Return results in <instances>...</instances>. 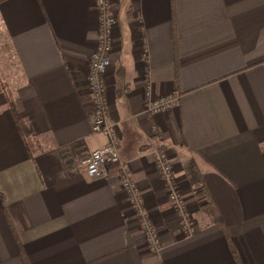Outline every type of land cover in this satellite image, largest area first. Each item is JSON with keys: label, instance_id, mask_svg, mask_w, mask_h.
Returning a JSON list of instances; mask_svg holds the SVG:
<instances>
[{"label": "crops", "instance_id": "obj_1", "mask_svg": "<svg viewBox=\"0 0 264 264\" xmlns=\"http://www.w3.org/2000/svg\"><path fill=\"white\" fill-rule=\"evenodd\" d=\"M109 121L158 230L149 249L120 179L88 177L95 0H0V264H264V0H112ZM10 58V59H11ZM152 98L176 96L149 115ZM73 151L65 160L64 151ZM154 151L194 215L183 236Z\"/></svg>", "mask_w": 264, "mask_h": 264}, {"label": "built area", "instance_id": "obj_2", "mask_svg": "<svg viewBox=\"0 0 264 264\" xmlns=\"http://www.w3.org/2000/svg\"><path fill=\"white\" fill-rule=\"evenodd\" d=\"M98 15V38L96 50L92 52L90 59V72L86 77L88 92L92 100L91 123L92 131L95 134L103 135L107 143L103 148L89 150L88 157L82 162L89 178L98 180L106 174V166L111 164H121L120 179L124 193L135 213V218L140 230L145 238V243L149 249L159 253L161 240L156 230L155 224L148 212L145 199L136 181L133 179L130 168L121 162L119 137L115 126L109 121L107 107V72L110 68L113 51V32L119 25V18L114 14V3L112 0H95ZM149 115H159L170 111L176 104V96H165L153 99L149 88H147ZM156 159L154 166L161 173L166 182V192L168 203L177 211L180 230L183 236H189L194 227V216H192L186 199L178 189L173 165L166 153L154 151ZM73 151L67 149L62 157L65 160L73 158Z\"/></svg>", "mask_w": 264, "mask_h": 264}, {"label": "rangeland", "instance_id": "obj_3", "mask_svg": "<svg viewBox=\"0 0 264 264\" xmlns=\"http://www.w3.org/2000/svg\"><path fill=\"white\" fill-rule=\"evenodd\" d=\"M0 42H3L2 39H0ZM9 55H10V52L5 53L4 50L2 51L0 49V71H1V74H3V76L5 78L8 77L9 74L12 73L11 69L15 70V71L18 70V69H16L17 68V64H16L15 60L13 58H11V56H9ZM87 155H88V151H85L83 153V155H82V160L83 161L88 157ZM177 186H178V189L180 190L181 187H180V185L178 183H177ZM181 193H182V191H181ZM188 208H189V206H188ZM191 214H193V213L191 212ZM192 216H194V215H192Z\"/></svg>", "mask_w": 264, "mask_h": 264}]
</instances>
